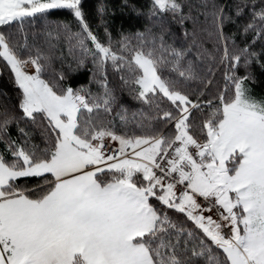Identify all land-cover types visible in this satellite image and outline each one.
I'll list each match as a JSON object with an SVG mask.
<instances>
[{
	"label": "snow or ice",
	"instance_id": "snow-or-ice-1",
	"mask_svg": "<svg viewBox=\"0 0 264 264\" xmlns=\"http://www.w3.org/2000/svg\"><path fill=\"white\" fill-rule=\"evenodd\" d=\"M152 4L154 15L192 18L180 0ZM245 9L243 32L255 43L264 38V0H240L236 14ZM56 10H67L79 30L58 22L44 33L47 42L55 47L63 36L70 51L91 56L102 94L61 87L62 72L57 83L44 78L51 57L29 45L25 29ZM214 15L220 63L229 67L224 87L206 99L213 80L201 79L184 52L161 45L157 54L143 33L135 45L122 36L114 50L107 29L105 43L90 28L83 0H0V61L19 89L21 118L44 125L41 147L23 128L22 143L8 137L12 121L0 119V264H264V99L253 95L250 73L236 72L260 58L250 46L231 53L224 9ZM109 64L128 74L122 82L151 110L133 114L134 130L117 131L111 119ZM195 80L204 85L199 93L178 86ZM117 115L129 123L127 110ZM32 177L42 183H18Z\"/></svg>",
	"mask_w": 264,
	"mask_h": 264
},
{
	"label": "trees",
	"instance_id": "trees-1",
	"mask_svg": "<svg viewBox=\"0 0 264 264\" xmlns=\"http://www.w3.org/2000/svg\"><path fill=\"white\" fill-rule=\"evenodd\" d=\"M180 2L183 5L184 14L192 17L182 23L171 13L154 15L152 0H83V7L90 28L102 42H108L105 29L111 34V42L117 45L116 48L122 36L129 37L135 45L138 43L137 34L143 33L146 40L155 42L157 54L161 45L166 50L175 49L184 52V61L193 63L201 79L213 80L212 86L206 90V99H213L224 87V74L229 67L220 63L223 46L214 15L218 9L223 8L226 17L223 22V34L230 38V52L235 54L245 46H250L251 51L257 53L260 58V63L253 62L247 68L241 62V66L236 70L237 75L244 76L250 73L252 81L249 84L253 95L258 99H264V38L256 39L253 43L255 34L243 32L244 27L251 20L250 10L245 9L238 16L236 10L240 0H180ZM100 9L103 11H99ZM58 22L69 23L73 31L79 30L77 21L67 10H56L47 17V20L37 21L35 25L25 29L28 33L29 45L38 46L45 55L51 57V67L44 78L57 83L56 73L62 72L65 78L58 82L62 87L70 86L75 90L88 86L89 90L96 95L102 94L103 90L96 82L101 77L98 74L93 76L95 67L91 56L82 57L79 49L70 51V44L63 36L59 41L52 42L55 47H51L47 42L44 33L54 28ZM13 38L17 41L21 40L20 33L13 30ZM232 40L235 41L234 45L231 43ZM89 47H91L90 44ZM81 58L84 59V64L78 67V61ZM209 69L214 73L213 76L209 75ZM0 71L3 73L0 75V119L9 118L12 121L7 127V136L22 143L25 137L19 129L23 128L29 134L32 143L43 147V123L33 125L21 118L19 89L13 83L12 74L4 67L2 61H0ZM106 71L108 87L115 95L111 119L116 130H134L133 114L150 113L151 110L142 101L135 99L131 87L122 82V76L130 79L126 72L114 71L110 64ZM164 75H172L175 78V74L167 70ZM94 79L95 82H93ZM178 86L190 95L199 93L204 88L200 80L181 82ZM158 102L164 110L171 109L170 103L166 100ZM122 109L127 110L129 123L126 126L121 123L117 115ZM102 119L108 120L109 117L102 116ZM4 148L5 145L0 143V151ZM7 158L10 159V157ZM18 183L27 188H35L42 183V179L21 178ZM169 215L177 221L184 220L182 215L171 210ZM186 226L192 227L190 222ZM201 264L206 262L201 259Z\"/></svg>",
	"mask_w": 264,
	"mask_h": 264
},
{
	"label": "rangeland",
	"instance_id": "rangeland-1",
	"mask_svg": "<svg viewBox=\"0 0 264 264\" xmlns=\"http://www.w3.org/2000/svg\"><path fill=\"white\" fill-rule=\"evenodd\" d=\"M112 46H113L114 49H118V50H119V46H118V48H116L117 45L114 44V42H112ZM29 70H31V69H29ZM93 82H95V79L93 80ZM55 83H56V82H55ZM59 85H60V84H59ZM60 86H61V85H60ZM61 87H62V86H61ZM80 88H85V89H87L88 91H90L91 93H93L94 95H96L92 90H89L88 86H82V87H79V88H77V89H75V90H79ZM205 215H208V213H205Z\"/></svg>",
	"mask_w": 264,
	"mask_h": 264
},
{
	"label": "built area",
	"instance_id": "built-area-1",
	"mask_svg": "<svg viewBox=\"0 0 264 264\" xmlns=\"http://www.w3.org/2000/svg\"><path fill=\"white\" fill-rule=\"evenodd\" d=\"M113 147H115V145H113ZM209 214V213H208ZM213 215V218L215 219V213H211Z\"/></svg>",
	"mask_w": 264,
	"mask_h": 264
}]
</instances>
